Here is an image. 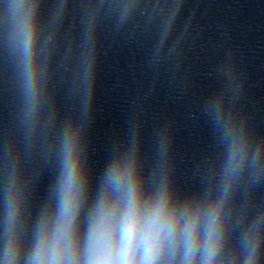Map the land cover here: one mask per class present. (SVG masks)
<instances>
[{
	"label": "clouds",
	"instance_id": "1",
	"mask_svg": "<svg viewBox=\"0 0 264 264\" xmlns=\"http://www.w3.org/2000/svg\"><path fill=\"white\" fill-rule=\"evenodd\" d=\"M6 24L32 97L39 75L35 0H8ZM246 158L247 146L237 137L218 194L180 199L166 177L146 183L134 150L118 152L89 200L78 136L69 130L50 202L32 224L27 245L22 198L14 194L6 202L0 264H259L255 224L240 238L239 255L225 250V206Z\"/></svg>",
	"mask_w": 264,
	"mask_h": 264
}]
</instances>
